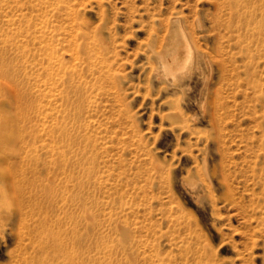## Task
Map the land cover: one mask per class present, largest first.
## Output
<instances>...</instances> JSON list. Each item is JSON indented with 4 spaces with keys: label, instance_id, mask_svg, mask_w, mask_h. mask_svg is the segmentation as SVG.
<instances>
[{
    "label": "rangeland",
    "instance_id": "374dc122",
    "mask_svg": "<svg viewBox=\"0 0 264 264\" xmlns=\"http://www.w3.org/2000/svg\"><path fill=\"white\" fill-rule=\"evenodd\" d=\"M0 264H264V0H0Z\"/></svg>",
    "mask_w": 264,
    "mask_h": 264
},
{
    "label": "bare ground",
    "instance_id": "6f19581e",
    "mask_svg": "<svg viewBox=\"0 0 264 264\" xmlns=\"http://www.w3.org/2000/svg\"><path fill=\"white\" fill-rule=\"evenodd\" d=\"M178 29H179L178 32L170 33L166 37L165 42H162V45L158 49L155 50V49H151L150 47L149 48L151 49V57L154 59V64L152 67V70L154 71L153 75H155V77L161 81H164L166 83L168 82V84L171 85L174 90L182 91L183 83L181 81L182 80L181 78L184 77L183 75L184 73L182 69L187 64L189 65V63L190 65H194V62L195 60L197 61V56L199 54L197 51V47H195L194 43L192 42L190 35L185 30H183L182 27H179ZM220 176L223 180H226L225 174L221 173ZM190 183L192 185L195 184L193 182H189V184ZM223 183L225 190L224 194L226 196H229L231 190L224 181ZM195 193L197 197L200 196L199 194L200 192L198 190H196Z\"/></svg>",
    "mask_w": 264,
    "mask_h": 264
}]
</instances>
